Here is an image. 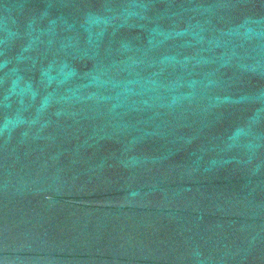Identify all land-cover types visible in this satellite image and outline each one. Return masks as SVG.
<instances>
[{
	"label": "water",
	"instance_id": "obj_1",
	"mask_svg": "<svg viewBox=\"0 0 264 264\" xmlns=\"http://www.w3.org/2000/svg\"><path fill=\"white\" fill-rule=\"evenodd\" d=\"M0 264H264V0H0Z\"/></svg>",
	"mask_w": 264,
	"mask_h": 264
}]
</instances>
